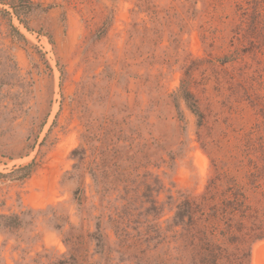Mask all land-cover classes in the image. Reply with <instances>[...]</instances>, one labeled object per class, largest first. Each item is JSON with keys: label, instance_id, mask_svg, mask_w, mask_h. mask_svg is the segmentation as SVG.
Listing matches in <instances>:
<instances>
[{"label": "rangeland", "instance_id": "obj_1", "mask_svg": "<svg viewBox=\"0 0 264 264\" xmlns=\"http://www.w3.org/2000/svg\"><path fill=\"white\" fill-rule=\"evenodd\" d=\"M218 174L264 232V0H0V214L33 210L0 264H158L122 230L165 227Z\"/></svg>", "mask_w": 264, "mask_h": 264}, {"label": "trees", "instance_id": "obj_2", "mask_svg": "<svg viewBox=\"0 0 264 264\" xmlns=\"http://www.w3.org/2000/svg\"><path fill=\"white\" fill-rule=\"evenodd\" d=\"M12 9L24 24L22 17L31 14L33 6H12ZM12 30L14 35L16 33L23 37L15 27ZM183 97L190 110L202 119L193 94L186 89ZM32 166L19 168L13 174L25 180L31 176ZM152 203L156 212L157 203ZM31 213L33 210L22 215L0 214V232L27 227L30 225L27 218ZM256 220L257 212L249 204L246 190L234 185L222 191V175L218 174L209 182L203 194L195 198L185 197L180 201L165 227L151 224L144 231L132 228L137 231L132 237L127 234V230H120L123 231V237H130L129 241L136 247L150 250L162 248L165 257L161 261L157 260L158 264H250L251 244L264 240V232L257 228ZM96 229L94 237L98 248L103 250L106 237L100 223Z\"/></svg>", "mask_w": 264, "mask_h": 264}]
</instances>
